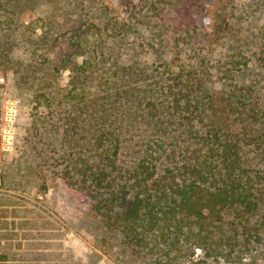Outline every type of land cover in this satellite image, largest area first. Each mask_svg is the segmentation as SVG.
<instances>
[{"label":"trees","instance_id":"obj_1","mask_svg":"<svg viewBox=\"0 0 264 264\" xmlns=\"http://www.w3.org/2000/svg\"><path fill=\"white\" fill-rule=\"evenodd\" d=\"M96 1L0 0V65L19 64L11 54L21 30L28 60L15 69L16 81L45 107L44 118L63 122L60 177L147 264H194L178 259L186 244L213 259H264V23L233 35L241 14L252 21L264 13V0H171L179 30L174 43L158 41L170 56L153 84L103 50L119 0L87 12L71 48L58 47L60 22ZM150 5L155 11L157 0ZM84 30L100 35L93 47ZM192 35L224 44L221 62L210 65L207 53L192 50ZM80 54L82 62H73ZM66 67L71 88L61 91L56 76Z\"/></svg>","mask_w":264,"mask_h":264},{"label":"rangeland","instance_id":"obj_2","mask_svg":"<svg viewBox=\"0 0 264 264\" xmlns=\"http://www.w3.org/2000/svg\"><path fill=\"white\" fill-rule=\"evenodd\" d=\"M119 1L120 14L111 17L116 21L112 29L114 35L111 34L112 39L111 35L105 36L103 44L106 47L103 50L113 52L115 58L141 71L139 82L150 81L153 84L156 70L163 69L160 62L170 56L169 52H163L158 41L168 44L175 41L172 32L176 20L172 19L171 0H157L158 7L151 12L152 0ZM259 1L251 2L259 6ZM106 3L105 0L103 3L97 0L96 4L85 7L80 16L72 13L63 19L60 22L63 34L58 47L64 48V52L71 48L70 36L77 26L85 28L89 22L86 13L92 15L95 8L100 10ZM38 7L35 14L40 15V10H44L46 5L42 3ZM249 18L243 14L237 18L240 27L233 30L235 37L236 33L244 35L243 28L250 31L249 25L255 30L264 23V13L255 14L252 21ZM108 29L110 31V25ZM21 32L17 30V45L11 54V59L19 64L0 65V254L7 255V259L0 257V264L5 261L14 264H147L146 259L132 254L121 236L92 210L85 193L60 177L62 165L56 159L65 149L61 142L65 136L61 133L63 122L61 118L58 122L44 118L45 107L36 106L30 91L16 81L15 69L20 70L28 60L27 43ZM36 32H40V28ZM96 33L84 30L82 40L93 47L100 36ZM191 38L197 42L192 43V50L207 53L210 65L221 62L224 44L211 41L210 45L208 36L192 35ZM83 59L84 55H76L73 62L80 64ZM70 74L68 67L57 73L56 85L61 91L71 88ZM262 82L260 92L264 95ZM214 86L221 87L219 82ZM92 88L95 90L90 84V90ZM182 249L185 255L178 259L193 260L194 264H264V259L252 262L247 255L241 261H226L222 257L213 259L206 257L200 248L188 244ZM178 253L172 250L170 256Z\"/></svg>","mask_w":264,"mask_h":264}]
</instances>
